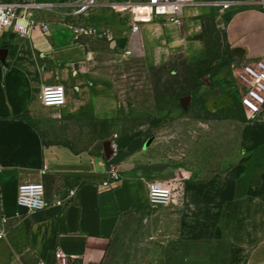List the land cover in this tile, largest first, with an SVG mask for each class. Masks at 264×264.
<instances>
[{"label": "crops", "instance_id": "obj_1", "mask_svg": "<svg viewBox=\"0 0 264 264\" xmlns=\"http://www.w3.org/2000/svg\"><path fill=\"white\" fill-rule=\"evenodd\" d=\"M33 1L40 9L32 19L46 24V33L39 26L26 37L6 32L0 49V225L6 220L0 264H52L56 249L78 257L77 264H103L124 220L151 209L145 183L191 176L177 163L144 161L145 152L133 153L127 147L123 137L127 114L113 76L114 64L127 58L125 51L153 66L178 56L206 59L209 68L200 92L207 106L227 110L234 103L240 105L238 68L264 60V5L254 0H193L183 9L180 25L157 18L133 32L131 12L113 11L109 5L134 6L144 0H97L80 16H74L73 9L81 0ZM223 3L231 7L222 11ZM76 28L96 33L76 34ZM56 84L65 87L66 102L46 108L39 95L44 87ZM243 115L247 122L233 119L222 132L235 140L229 149L239 150L241 138L251 155L264 144V112L253 121L244 109ZM152 124L139 125L134 133L143 134ZM107 163L122 178L110 190L101 187ZM226 176L235 180L229 173ZM26 183L44 185L47 207L42 211L27 213L17 205L18 187ZM71 190L75 195L68 199ZM194 196L205 213L216 215L220 231L216 235L238 253L236 261L264 264V187L223 199L215 207L203 191L194 195L184 190L186 204ZM58 200L68 205H54ZM155 252L147 264L206 259H196L186 240H167Z\"/></svg>", "mask_w": 264, "mask_h": 264}, {"label": "rangeland", "instance_id": "obj_2", "mask_svg": "<svg viewBox=\"0 0 264 264\" xmlns=\"http://www.w3.org/2000/svg\"><path fill=\"white\" fill-rule=\"evenodd\" d=\"M114 66L113 76L123 92V112L127 114L123 137H127L126 145L133 153L145 152L144 161H172L189 171L190 177L178 178L184 190L194 195L203 191L206 197H212L213 207L228 197L264 187V144L249 155L241 138L239 150L229 149L235 140L222 132L223 125L231 124L233 119L247 122L243 109L238 103L227 110L209 108L200 92L201 79L209 68L206 59L191 61L178 56L153 66L127 57ZM142 124L152 126L143 134H135ZM185 128H190L191 133L184 134ZM228 173L234 181L226 179ZM194 197L179 209H150L126 218L111 239L103 264H147L167 240L190 241L196 259L206 258L191 264H243L235 260L238 253L226 240L216 235L220 234L215 227L216 215L205 213L199 197ZM208 237L211 240L205 243Z\"/></svg>", "mask_w": 264, "mask_h": 264}, {"label": "built area", "instance_id": "obj_3", "mask_svg": "<svg viewBox=\"0 0 264 264\" xmlns=\"http://www.w3.org/2000/svg\"><path fill=\"white\" fill-rule=\"evenodd\" d=\"M97 0H81L73 9L74 16L84 15L96 5ZM193 0H144L134 6L110 4L113 11H130L133 15L134 25L132 31L137 32L141 23H149L155 19H162L180 25L182 23L181 13L183 9L192 4ZM256 5H264V0H254ZM134 7L144 8V14H136ZM231 7V3H223L222 11ZM40 9L33 0L26 1H4L0 2V49L3 45V36L6 32L26 37L37 26L46 33V24H37L32 19V13ZM144 16V17H142ZM94 35L96 31L92 28H76V34ZM124 56H131L130 51H125ZM235 82L240 86V105L247 114L249 120L253 121L264 112V60H254L241 65L236 74ZM39 99L46 108L62 107L66 102V90L62 84L46 86L42 89ZM106 179L101 187L110 190L113 185L120 183L121 174L114 165L105 164ZM147 192V204L151 209L182 207L184 205V185L181 181H148L145 183ZM75 195V191L68 192V199ZM17 205L27 213L39 212L47 207L45 187L42 183H26L18 187ZM56 206L65 207V201L58 200ZM3 219L0 225V239L5 236ZM52 264H77L79 258L60 249H56ZM38 264H48L40 262Z\"/></svg>", "mask_w": 264, "mask_h": 264}, {"label": "bare ground", "instance_id": "obj_4", "mask_svg": "<svg viewBox=\"0 0 264 264\" xmlns=\"http://www.w3.org/2000/svg\"><path fill=\"white\" fill-rule=\"evenodd\" d=\"M133 11H134L136 14H139V12L142 13V14H144L146 10H145L144 8H141V7H140V8H139V7H134V8H133ZM142 17H144V16H142Z\"/></svg>", "mask_w": 264, "mask_h": 264}]
</instances>
